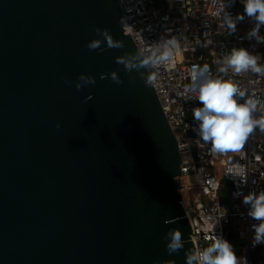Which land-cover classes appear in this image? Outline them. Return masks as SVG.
Returning a JSON list of instances; mask_svg holds the SVG:
<instances>
[{
  "label": "water",
  "instance_id": "water-1",
  "mask_svg": "<svg viewBox=\"0 0 264 264\" xmlns=\"http://www.w3.org/2000/svg\"><path fill=\"white\" fill-rule=\"evenodd\" d=\"M121 17L116 0H0V264H186L194 251L175 135L153 87L116 63L138 52ZM97 27L124 47L89 50ZM112 71L122 84L100 78ZM80 74L96 83L78 91ZM175 228L185 244L170 255Z\"/></svg>",
  "mask_w": 264,
  "mask_h": 264
},
{
  "label": "built area",
  "instance_id": "built-area-1",
  "mask_svg": "<svg viewBox=\"0 0 264 264\" xmlns=\"http://www.w3.org/2000/svg\"><path fill=\"white\" fill-rule=\"evenodd\" d=\"M116 1L131 26L124 34H130L145 56L165 39H178L170 62L146 70L158 74L153 89L177 140L181 203L196 226V234H190L194 252L208 246L215 233L233 245L240 264H244L243 259L247 264H264V244L253 247L251 243V226L257 221L247 215L248 206L242 202L243 195L264 190V133L254 132L230 161L211 154L210 145L200 141L194 131L198 124L192 110L202 105L195 94L186 91L193 71L207 64L213 76L230 78L250 96L264 101V77L251 72L235 75L231 70L225 76L218 71L223 55L233 47L260 55L264 63V44L241 39L253 23L246 18L237 25V32L230 34L218 14L222 0H125L124 6ZM228 10L236 15L243 12V5L236 0ZM260 31L264 35V27ZM259 115L264 112L258 111ZM222 183L227 186L223 193Z\"/></svg>",
  "mask_w": 264,
  "mask_h": 264
},
{
  "label": "clouds",
  "instance_id": "clouds-1",
  "mask_svg": "<svg viewBox=\"0 0 264 264\" xmlns=\"http://www.w3.org/2000/svg\"><path fill=\"white\" fill-rule=\"evenodd\" d=\"M121 6H124L125 0H119ZM236 0H222L218 9L221 15L223 25L230 34L237 32V25L246 18L253 23V27L247 31L245 37L249 41L255 40L256 44H264V35L261 34V28L264 27V0H239L243 5V12L233 15L228 9L235 4ZM126 12H131V8H125ZM123 32L131 26L126 22V17L120 18ZM93 31L98 37L92 39L86 47L89 50L99 49L101 52L113 48H123L122 40H115L108 29L94 28ZM106 42L107 47L102 48V43ZM178 47V39L172 36L164 40V43L157 44L149 50V55L145 56L141 52L135 54L126 53L116 57V63L122 64L127 73L134 70L139 72L144 80L146 87H153L157 81V72H149L145 75L140 70L148 69L149 66L156 68L159 65L170 62ZM262 57L250 52L243 47H233L225 53L221 60L219 73L225 76L231 70L235 75L243 73H255L264 77V63H261ZM111 78L117 84L123 81L116 71L101 75V79ZM65 84H71V81L65 80ZM96 80L90 75L80 74L75 87L79 91L88 85H94ZM187 92L193 93L196 100L202 105L195 107L193 111L194 120L198 127L196 131L199 140L210 145V153L213 155H223L239 152L244 149L246 142L257 130L264 133V115L257 116V112H264V101L250 96L246 90L242 89L232 79H225L222 76H213L209 66L195 69L192 73V83L186 88ZM86 99H92L88 96ZM57 128L60 127L58 123ZM245 179L241 178L243 182ZM243 195V193H236ZM243 204L248 206L247 215L257 223L251 227L253 229L252 246L264 244V190L258 194L249 192L243 195ZM226 213V210H225ZM208 246L194 252L186 250V264H240V259L235 254L233 245L221 236L215 233L209 238ZM166 249L171 255L184 248L185 241L182 239L180 229H170L165 235ZM244 264H247V260ZM165 264H175L168 260Z\"/></svg>",
  "mask_w": 264,
  "mask_h": 264
},
{
  "label": "rangeland",
  "instance_id": "rangeland-1",
  "mask_svg": "<svg viewBox=\"0 0 264 264\" xmlns=\"http://www.w3.org/2000/svg\"><path fill=\"white\" fill-rule=\"evenodd\" d=\"M235 153H228V154H223L221 155V157L225 160V161H230L233 159Z\"/></svg>",
  "mask_w": 264,
  "mask_h": 264
},
{
  "label": "trees",
  "instance_id": "trees-1",
  "mask_svg": "<svg viewBox=\"0 0 264 264\" xmlns=\"http://www.w3.org/2000/svg\"><path fill=\"white\" fill-rule=\"evenodd\" d=\"M222 185H223V187H222V193H223V191H225L227 189V186L224 183H222ZM231 238H233V235L231 236Z\"/></svg>",
  "mask_w": 264,
  "mask_h": 264
},
{
  "label": "bare ground",
  "instance_id": "bare-ground-1",
  "mask_svg": "<svg viewBox=\"0 0 264 264\" xmlns=\"http://www.w3.org/2000/svg\"><path fill=\"white\" fill-rule=\"evenodd\" d=\"M223 157V156H222Z\"/></svg>",
  "mask_w": 264,
  "mask_h": 264
}]
</instances>
